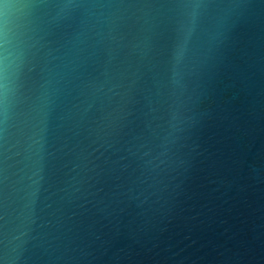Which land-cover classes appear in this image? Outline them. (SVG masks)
Masks as SVG:
<instances>
[{
  "label": "water",
  "instance_id": "95a60500",
  "mask_svg": "<svg viewBox=\"0 0 264 264\" xmlns=\"http://www.w3.org/2000/svg\"><path fill=\"white\" fill-rule=\"evenodd\" d=\"M0 264H264V0H0Z\"/></svg>",
  "mask_w": 264,
  "mask_h": 264
}]
</instances>
